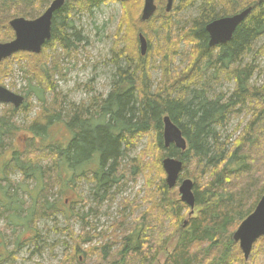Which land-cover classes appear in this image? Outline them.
I'll list each match as a JSON object with an SVG mask.
<instances>
[{"label": "trees", "instance_id": "trees-1", "mask_svg": "<svg viewBox=\"0 0 264 264\" xmlns=\"http://www.w3.org/2000/svg\"><path fill=\"white\" fill-rule=\"evenodd\" d=\"M50 1L0 0V26L9 30V22L14 18L34 20L47 9ZM101 1L66 0L55 13L52 41L45 48L56 44L66 52L77 51L80 40H74L77 36L68 33L72 29L74 12H91ZM198 1L201 2L198 18L189 20L179 37V41L192 46L195 59L175 82H165L162 88L153 91L149 68L144 66L145 59L141 53L139 55L137 47V61L124 57V53L120 55L112 90L106 98L94 100L92 110L80 106H70L71 110L67 111L62 108L53 116L43 114L42 122L31 127L35 135L42 136L48 128L66 120H61L62 115L72 114L67 123L71 139L67 144L52 143L51 153L55 156L51 170L56 168L60 176L62 171L66 172L67 184L72 186L79 181L93 182L98 207L104 200L111 205L114 203L115 193L111 191L122 187L128 176L136 182L143 175L145 170L127 157L133 150V141L151 135L159 150L160 165L164 158L178 159L184 165L182 177L194 180L196 211L192 216L189 214L188 222H183L188 207L178 200L174 189H169L165 181L157 183V177L147 182V203L143 200V205L148 206V212L145 210L133 223L129 222L138 202L130 204L122 200L119 203L121 220L117 219L106 232L97 233L95 225L85 222V217L77 211L79 203L68 206L67 200H44L41 206L31 207L33 214L29 217L33 222L47 218L54 221L63 214L67 220L84 223L80 234L71 227L55 229V233L65 238L61 242L65 253L58 264H154L160 251L167 250L172 243V250H165L163 264H256L254 260L264 264V259L245 261L233 241V234L264 196V44L255 48L258 41L264 39V0H187L184 3H190L191 7ZM156 3L159 8L156 15L151 21L140 23L158 26L156 29L168 33L172 29V15L163 13L166 0H156ZM123 4L131 18L132 6L137 10L135 4L139 5V0ZM247 8L253 11L238 27L233 39L211 48L207 25ZM180 10L183 9L177 6L172 12ZM10 32L14 39L11 29ZM143 36L150 42L148 35ZM149 42L148 51L151 49ZM160 56L167 63L166 78L167 68L173 62L166 55ZM204 72L213 73V76L206 77ZM213 82L217 85L233 83L234 89L230 93H216L211 87ZM37 97L44 107L48 106L46 98ZM14 115L7 120L0 119V137L9 139L14 133ZM167 116L182 131L187 142L185 151L173 145L165 147L163 119ZM233 119L239 120V125L233 135L221 142L220 134ZM0 150L4 151L3 143H0ZM20 157H16L11 168H17L26 182H39L40 194L48 191L50 187L46 184L51 182L52 176L51 171H47L49 163L42 167L40 163H31L39 157ZM126 160L130 164H124ZM25 161L28 164L22 166ZM100 192H104V196L99 197ZM7 196L10 200H6L7 205L18 202L15 196ZM82 202L87 203L84 199ZM94 212L92 209L91 213ZM127 212L130 215L125 214ZM38 235L28 243L38 246ZM97 240L100 244L95 243ZM86 246L93 247L85 250ZM51 250L54 251V247ZM255 250L264 254V238L255 245L251 257Z\"/></svg>", "mask_w": 264, "mask_h": 264}, {"label": "rangeland", "instance_id": "rangeland-1", "mask_svg": "<svg viewBox=\"0 0 264 264\" xmlns=\"http://www.w3.org/2000/svg\"><path fill=\"white\" fill-rule=\"evenodd\" d=\"M52 1L54 0H51L50 3ZM186 1L175 0L173 8L178 6L183 9L176 13H166L167 0L162 6L163 13L172 15V29L166 33L164 29H156L158 26L152 27L150 24L140 23L144 0H139V5L135 4L137 10L135 6H132L133 17L131 18L128 16L127 8L120 1L102 0L100 5L94 7L91 12L80 14L75 11L74 15L72 14V29L68 33L77 36L74 37V40H80L77 51L66 52L54 44L45 48L40 55L18 54L0 63V86L26 98L24 105L20 109H15L16 113H12L14 109L12 105L0 104V119L7 120L11 114H15L13 118L14 133L9 139L0 137V143L4 145V151L1 153L0 150V264H58L65 253V248L61 243L65 241V238L55 233V229L71 227L76 234L81 233L84 226L83 221L67 220L68 218L63 214L58 215L55 222L48 218L33 222V218L31 219L29 216L33 214L35 204L41 206L44 200L48 201L49 199L51 202L67 200L68 206L75 202L79 203L77 211L80 216L85 217L86 223L97 227V233L106 232L112 223L120 219L119 203L122 200H126L130 204L138 201L137 208L132 209V218L128 220L129 222L133 223L141 213L148 210V206L143 205V200L147 203L148 179L152 180L157 177V183L166 180V174L161 167L162 163L160 165V161H158L159 150L151 135L133 141V150L127 157L128 160H131L130 162L135 160L145 170L143 175L137 178L136 182H133V178L128 176L122 187H115L111 191V193H115L114 203L111 205L108 200H104L98 207L96 206L97 197H95L96 190L93 182L79 181L72 186L67 184L69 176L66 172L62 171L63 176L62 174L60 176L56 168L55 171L51 170L52 159L55 156L54 153H51V147L54 145L52 143L56 141L55 144L61 142L67 144L71 139L72 135L67 129V123L72 114L62 115L61 120L63 118L66 120L63 119L62 123L51 126L42 136L35 135L31 131V127L37 122H42L43 114L53 116L55 113L58 114L62 108L66 111L69 110L70 106L75 108L80 106L92 110L94 100L106 98L112 90L115 66L116 62L121 60L122 56L120 55L124 53V57L127 56L131 60L139 59L137 55V47L140 55L139 34L148 35L150 40L148 42L151 44V49L143 58L145 59L144 66L149 68L148 76L152 82L153 91H158L165 82H169V84L175 82L195 59L193 48H190L192 46L179 41V37L186 28V23L198 18L201 2L198 1L190 7V3L185 4ZM156 33L158 34L155 35ZM12 40L10 28L8 30L1 25L0 43H8ZM263 44L264 39L258 41L255 48H259ZM160 55H166L173 62L167 68L166 78L164 72L167 63ZM245 60L249 61V57ZM122 66L125 65L122 64ZM204 74L206 77L213 76V73L210 75L209 72H204ZM214 83L211 87L216 93H230L234 89L233 83L224 82V84L218 85ZM33 88L37 93H31ZM37 96L46 98L48 106L44 107ZM210 96L212 95L210 94ZM238 125L239 120L233 119L220 134L221 142H225L229 136L233 135ZM19 156L32 159L34 156L39 157V160L35 158L37 160H32L31 163H40L39 165L42 167L49 163L50 170L47 171H51L52 176H50L51 182L46 184L50 187L48 191L44 192V190L40 194L42 188L39 182L31 180L26 182L17 168H11L14 160ZM17 160L19 161L18 158ZM128 160L124 164H130ZM24 164L27 165L28 162L25 161L22 166ZM187 179L189 178H184L181 175L179 185ZM192 181L194 182V180ZM173 191L180 200L178 187ZM7 195L15 196V200L18 202L7 205L6 200H9ZM101 196H104V192L99 193V197ZM83 199L87 201L86 204L82 202ZM35 201L39 202L35 203ZM92 209L95 210L94 213H91ZM128 212L125 214H129ZM190 212L188 207L183 222H188ZM16 218L19 220H11ZM36 235L39 236V245L35 247L34 244H31L32 242H28ZM100 242L97 240L95 243L100 244ZM93 246L89 248L86 246L85 250ZM53 247L54 251L51 250ZM168 247L167 250L160 251L154 264L164 263L165 250L171 251L173 243ZM253 259L262 260L264 254H259V251L255 250L249 262ZM255 262L261 264V261L254 260L253 263Z\"/></svg>", "mask_w": 264, "mask_h": 264}, {"label": "water", "instance_id": "water-1", "mask_svg": "<svg viewBox=\"0 0 264 264\" xmlns=\"http://www.w3.org/2000/svg\"><path fill=\"white\" fill-rule=\"evenodd\" d=\"M125 3L129 0H119ZM175 0H167L166 12L170 13L173 9ZM65 0H55L42 16L35 20L16 18L9 23L10 28L15 34V39L9 43H0V63L13 57L18 53H30L40 55L44 46L52 40L53 17L64 5ZM158 7L155 0H144L141 21L149 22L156 14ZM253 9L248 8L234 16L215 20L207 25L206 32L209 35V46L219 47L229 43L238 29L251 15ZM141 56H146L148 52V42L143 35L139 36ZM24 97L10 92L0 86V104L12 105L19 109L24 104ZM163 140L165 147L175 146L181 151L187 149V142L182 131L170 119H163ZM163 170L166 174V184L169 189L178 186L180 176L183 173L184 165L178 159L167 157L162 162ZM181 201L191 210L196 206L194 195V182L190 179L183 180L179 186ZM264 237V196L258 203L254 212L248 216L239 226L233 235V240L237 243L247 261L252 253L254 245Z\"/></svg>", "mask_w": 264, "mask_h": 264}, {"label": "flooded vegetation", "instance_id": "flooded-vegetation-1", "mask_svg": "<svg viewBox=\"0 0 264 264\" xmlns=\"http://www.w3.org/2000/svg\"><path fill=\"white\" fill-rule=\"evenodd\" d=\"M52 2H53V1H52ZM52 2H51V3H52ZM51 3H50V5H51ZM50 5H49V6H50ZM49 6L47 7V9L49 8ZM47 9H46V10H47ZM46 10H45V11H46ZM45 11H44V12H45ZM54 16H55V15H54ZM21 18H23V17H21ZM14 19H16V18H14ZM14 19H12V20H14ZM24 19H26V18H24ZM12 20H11V21H12ZM26 20H29V19H26ZM53 20H54V17H53ZM11 21H10V22H11ZM10 22H9V23H10ZM52 23H53V22H52ZM9 27H10V26H9ZM52 29H53V25H52ZM52 35H53V34H52ZM51 41H52V40H51ZM51 41H50V42H51Z\"/></svg>", "mask_w": 264, "mask_h": 264}, {"label": "bare ground", "instance_id": "bare-ground-1", "mask_svg": "<svg viewBox=\"0 0 264 264\" xmlns=\"http://www.w3.org/2000/svg\"><path fill=\"white\" fill-rule=\"evenodd\" d=\"M1 21V20H0ZM138 202V201H137ZM133 203V202H132ZM136 204V203H135ZM233 232V231H232ZM236 246V245H235ZM156 255V254H155Z\"/></svg>", "mask_w": 264, "mask_h": 264}]
</instances>
